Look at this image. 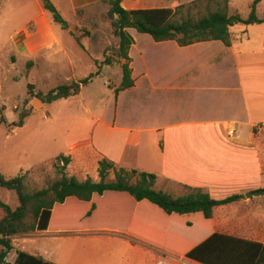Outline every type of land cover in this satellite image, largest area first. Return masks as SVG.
Returning a JSON list of instances; mask_svg holds the SVG:
<instances>
[{"label":"crops","instance_id":"1","mask_svg":"<svg viewBox=\"0 0 264 264\" xmlns=\"http://www.w3.org/2000/svg\"><path fill=\"white\" fill-rule=\"evenodd\" d=\"M52 1L59 10L60 2L77 12L102 0ZM136 3L138 0H123L122 5L140 8ZM55 23L50 28L53 35L38 28L27 54L31 59L49 61L62 52L67 67L75 69L73 55ZM128 31L135 38L130 48L135 85L117 96L112 89V114L107 113L109 101L87 138L70 145L76 146L71 148V160L86 153L106 157L121 167L156 174V184L165 185L162 190L168 192L200 187L214 199L243 195L214 208L212 232L264 244V193L259 191L264 188V22L232 26L231 45L208 40L180 46L175 40L156 42L152 38L153 46L163 50L150 53L147 61L136 37L140 32L134 28ZM84 50H89L88 46ZM134 51L145 61L138 73ZM31 102L34 104L33 99ZM79 148L82 152H77ZM110 194L115 193L108 191L104 198ZM121 196L130 200L131 206L122 213L125 219L118 223L119 232L135 250L152 253L148 264H159L160 260L207 264L132 235L128 228L139 202L126 193ZM37 232H77L73 237L82 233L47 229L16 236L23 239L20 250L56 264H70L49 251L27 249L24 243Z\"/></svg>","mask_w":264,"mask_h":264},{"label":"rangeland","instance_id":"2","mask_svg":"<svg viewBox=\"0 0 264 264\" xmlns=\"http://www.w3.org/2000/svg\"><path fill=\"white\" fill-rule=\"evenodd\" d=\"M126 1L130 3L135 0ZM253 1L229 0V13H240L247 17ZM41 2L42 0H0V119L3 114L8 122L17 121L22 109L27 106L34 108L33 114L25 119L26 123L22 127L10 130L7 124H0V170L7 177L26 174L31 190L47 187L60 176L54 166L56 157L61 153L71 156L74 152L71 148L76 146L70 145L87 138L96 124V117L107 108L105 105L109 101L107 113L109 116L112 114L113 90L109 84L118 86L122 81L120 65H107L102 61L104 52L111 55L119 43V38L111 30L108 15L110 5L107 0L95 2L77 12L69 9L67 4L58 3L60 12L69 23V28L82 37L83 46L69 29H63L59 23H55L61 40L73 55L75 69L67 67L62 52L49 61L29 58L27 52L31 48L28 43L34 41L39 34L38 28L46 29L47 35H53L50 29L52 17L44 10ZM136 5L140 8L156 6L176 8L184 5L185 16L195 18L217 8L216 2L208 0H138ZM257 15L264 17V0L258 2ZM136 37L142 45L141 52L145 54V61L150 53L163 50L153 46V39L148 34L137 33ZM85 45L89 50H84ZM133 57L138 73L143 69L145 61L135 51ZM98 70L101 72L100 75L96 76L92 83L85 85L77 96L47 104L33 98L34 104L30 99L26 105L29 98V83H33L36 90L46 92L59 84L86 77ZM262 133L264 135V131ZM262 137L264 142V136ZM87 147L90 148L88 145ZM77 152H82L81 148ZM99 158L101 157H91L86 153L72 159L66 173L81 180L92 178L99 181L97 161ZM115 178V173L111 170L107 180L113 181ZM129 180V183L136 184L139 181L138 174L131 176ZM156 183L155 189L165 188V185L160 187L161 185ZM189 191L188 187L175 188L171 193L178 195ZM101 197L96 195L94 201L100 204L103 200ZM0 198L13 208L19 204L17 194L12 190L0 187ZM74 203L76 202H70L68 207L74 206ZM82 205L81 209L86 213L90 205ZM72 208L73 211L77 209ZM3 214L0 208V219ZM193 215H198L195 217L201 220V213ZM81 218H83L81 222H75L64 229L78 231L82 233L81 236H71L77 232L72 234L37 232L24 245L30 250L49 251L53 257L61 258L70 264H148V257L150 258L152 253L146 254L135 250L127 244L130 242L122 239L125 236L119 232L120 227L103 224V221L111 220V215L107 211L94 212L90 217L82 214ZM191 220L195 221V218ZM83 229L90 231L83 232ZM17 239L16 236L13 238L15 248L7 257L11 262L16 259L17 249L22 248L20 246L23 239Z\"/></svg>","mask_w":264,"mask_h":264},{"label":"trees","instance_id":"3","mask_svg":"<svg viewBox=\"0 0 264 264\" xmlns=\"http://www.w3.org/2000/svg\"><path fill=\"white\" fill-rule=\"evenodd\" d=\"M208 1L216 2L217 8L195 18L185 16L184 5L176 8L156 6L128 9L122 5L123 0H107L110 5L108 15L111 30L119 38V43L111 55L104 52L102 61L107 65L119 64L121 67V83L118 86L109 84L116 96L120 91L135 85L130 56V48L135 38L128 31L129 28L151 35L156 42L175 40L180 46H186L196 42L221 40L226 45H231L232 26L264 22V17L257 15V5L261 0L251 2V11L247 17L240 13L230 14L229 0ZM42 5L52 20L59 23L63 29H69L83 46L82 37L69 28L68 21L54 2L42 0ZM100 73L99 70L92 72L86 77L59 84L46 92L36 90L35 85L29 83L26 105L33 98L47 104L77 96L83 86ZM33 109V106L22 109L19 120L12 122H8L2 114L0 124H7L10 130L22 127L26 123L25 119L33 114ZM70 162L71 157L61 153L54 162L60 176L47 187L35 190L29 188L26 174L7 177L0 170V187L15 191L19 200V204L13 208L0 198V208L4 212L0 219V264H55L20 249L17 250L15 262H9L7 256L15 248L13 238L47 229H67V226L81 222L82 214L90 217L94 212L107 211L111 220H105L103 224L120 227L118 223L125 219L122 217L123 211L131 206V201L121 196V193H126L127 197L139 202L128 228L132 235L207 264H264V244L212 232L211 218L214 208L238 200L243 195L214 199L200 187H188V193L174 195L154 188L156 174L121 167L106 157L98 160L99 181L92 178L81 180L66 173ZM111 170L116 178L108 181L107 176ZM135 174H138L139 181L136 184L129 183V178ZM108 191L115 194L104 198ZM259 191L264 193V188ZM96 195L103 198L100 204L94 201ZM72 201L76 203L68 207ZM82 204L90 205L86 213L81 209ZM101 204L104 206L102 209ZM72 207L77 209L73 211ZM115 212L120 214L115 215ZM194 213H201V220H198L195 217L198 215H193ZM192 218H195V221H192Z\"/></svg>","mask_w":264,"mask_h":264},{"label":"built area","instance_id":"4","mask_svg":"<svg viewBox=\"0 0 264 264\" xmlns=\"http://www.w3.org/2000/svg\"><path fill=\"white\" fill-rule=\"evenodd\" d=\"M229 133H233L232 129L229 130ZM159 264H176V263H170V262H166L164 260H160Z\"/></svg>","mask_w":264,"mask_h":264},{"label":"water","instance_id":"5","mask_svg":"<svg viewBox=\"0 0 264 264\" xmlns=\"http://www.w3.org/2000/svg\"><path fill=\"white\" fill-rule=\"evenodd\" d=\"M251 194H253V193H251Z\"/></svg>","mask_w":264,"mask_h":264}]
</instances>
